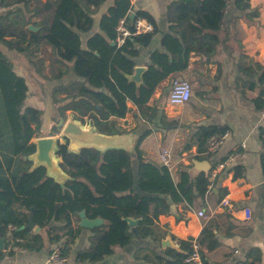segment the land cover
Wrapping results in <instances>:
<instances>
[{
	"label": "trees",
	"instance_id": "trees-1",
	"mask_svg": "<svg viewBox=\"0 0 264 264\" xmlns=\"http://www.w3.org/2000/svg\"><path fill=\"white\" fill-rule=\"evenodd\" d=\"M106 1L0 0V149L6 150V164L0 153V260L14 255L12 250L8 251L10 246L40 252L47 240L54 244L62 239L60 252L68 258L82 232V227L74 225L75 218L80 222L79 213L85 211L90 219L102 218L107 223L94 228L90 247L81 249L76 261H103L114 254L117 246L126 247L135 239L153 237L156 220L171 213L172 203L193 208L198 201L204 203L210 189L217 185L218 178L213 185L210 181L213 167L193 177L181 170L177 179L169 166L156 165L145 158L142 143L152 130L137 138L134 157L120 148L104 152L82 148L77 152L70 150L67 138L63 137L65 143L59 139L56 157L61 159L59 167L68 177L63 182L49 177L43 166L33 168L30 157L37 151L33 140L42 137L44 113L30 104L29 82L17 72L5 49L23 54L33 62L40 46L50 47V58L40 60L39 74H43V65L50 60V76H44L46 79L61 80L71 71L77 78L54 87L49 95L54 105L49 136L59 134L70 117L107 136L126 134L128 131L118 125V120L126 118L134 108L147 122L158 119L160 127L172 130L180 126L179 121L169 119L158 104H149L158 86L173 74L186 71L193 54L210 60L220 46L232 49L226 28L231 1L244 12L242 19L247 24L256 23L260 15L258 9L252 8L251 0L171 2L167 19L173 34L161 37L165 51L156 49L151 53V63L142 74V82L137 84L129 78L137 67L134 59L139 57L141 47L152 45L159 34L158 25L144 11L132 17L131 0H114L100 19V32L92 34L84 45L81 34L92 31L93 15ZM138 19L151 23L153 32L135 35ZM122 20L131 35L119 44L122 35L118 27ZM31 25L37 31L31 30ZM245 59V54H241L237 67L242 75L260 74L257 83L246 85L250 90L260 88L253 101L261 111L264 66L249 64ZM226 129L198 127L196 159L210 160L207 141ZM261 141L264 147L263 136ZM235 171V178L242 175L240 166ZM227 193L226 188H219L220 203ZM30 219L39 226V233L29 226ZM131 221L138 222L132 225ZM52 222L63 226L52 227ZM56 230L65 232L60 235ZM192 242L193 239L182 240L181 251L166 249V255L172 258L166 264H186L185 259L193 251ZM199 244L208 251L220 246L210 226L203 228ZM201 257L207 264L202 248Z\"/></svg>",
	"mask_w": 264,
	"mask_h": 264
},
{
	"label": "crops",
	"instance_id": "crops-1",
	"mask_svg": "<svg viewBox=\"0 0 264 264\" xmlns=\"http://www.w3.org/2000/svg\"><path fill=\"white\" fill-rule=\"evenodd\" d=\"M173 1L175 0H131V13L136 14L139 11L150 13L159 29V34L152 45L149 48H140L139 57L134 59L137 67L147 69V65L151 63V53L156 49L165 51L161 46V37L167 33L173 34L167 19L168 5ZM113 3L114 0H107L93 15L92 31L81 34L84 45L92 34L100 32V19ZM251 6L258 9L260 15L256 23L250 25L242 19L244 12L238 10L231 1L226 17V28L230 34L232 49L220 46L210 60L193 54L188 69L177 72L163 81L149 102L150 105L160 104L159 101L164 95H167L168 99L173 80L193 72L200 78L202 86L198 94L200 98L195 101L196 118L193 117L197 123L193 127L182 122L180 115L181 109L193 100L194 92L186 105L162 109L169 119L179 121L180 126L177 129L158 128L156 126H160L158 119L151 123L147 122L139 116L136 108L126 118L118 120V125L122 129L134 134V142L146 131L152 130L142 143L144 156L156 165H163L162 155L166 151L169 152L171 155L169 167L174 174L183 170L193 177L204 171L202 170L204 162H208L210 168H215L210 181L213 185L218 178L217 185L212 188V185L210 186L204 203L198 201L193 208L172 203L171 213L160 215L156 220L153 237L135 239L126 247L117 246L113 255L96 263L76 261L77 253L90 247L91 239L95 235L94 228H82L69 257L63 264H166V261H172V258L166 255V249L162 247L163 239L171 236V239L181 247L182 240L199 241L205 226L212 228L214 238L220 243L214 251H208L200 246L207 264H264V147L261 141V137H264V117L261 115L262 110H257L253 101L259 96L260 88L250 90L246 85L250 82L257 83L260 74L255 70L257 75L259 74L254 75L257 77L242 75L237 67L241 54H245V61L249 64L258 63L264 66V0H251ZM235 18L239 19L234 21ZM67 77L65 82L61 79L58 85L77 79L72 71ZM200 126H225L229 132L219 151L210 153V160L196 159L198 141L195 134ZM234 152L242 153L243 158L238 163L223 166L227 157ZM237 166L242 168V175L235 178ZM175 176L178 179V174ZM221 187L228 190L224 200L229 202V206H223L219 202ZM245 207L251 208L253 212L249 221L243 217ZM201 211L204 212L202 217L199 215ZM76 220L78 218H75L74 225L79 226ZM51 226L56 228L63 224L52 222ZM56 232L63 235L65 231ZM63 244V239L54 244L47 240L45 248L40 252L24 249L14 251L10 246L8 251L12 250L14 255H6L0 260V264H55L49 261L50 254ZM260 256L261 261H258ZM158 257L164 260L160 261Z\"/></svg>",
	"mask_w": 264,
	"mask_h": 264
},
{
	"label": "water",
	"instance_id": "water-1",
	"mask_svg": "<svg viewBox=\"0 0 264 264\" xmlns=\"http://www.w3.org/2000/svg\"><path fill=\"white\" fill-rule=\"evenodd\" d=\"M135 14L132 15L134 17ZM31 30L37 31L38 28L30 26ZM146 68L136 67L133 75L129 76L131 81L140 84L142 82V74ZM62 136L70 141V150L80 151L82 148H95L100 151H106L108 149L120 148L125 149L132 157L135 156V142L133 141L134 134L128 133L119 136H107L99 132L94 131L92 128H84L81 123L75 121L70 117L62 128ZM59 139L55 136L40 137L34 140L37 146V151L30 157V160L34 162L33 168L45 167L47 169V175L54 178L57 182H63L68 177L58 166L56 161V151ZM201 163V162H200ZM204 171H209L210 166L208 162H204ZM79 226L82 228L93 229L100 227L107 222L102 218L90 219L86 216V212L79 213ZM132 225H136L138 221H131ZM29 226L34 232L39 233L40 228L31 219ZM162 247L164 249L170 248L176 251H181L180 247L171 239V236H167L162 240Z\"/></svg>",
	"mask_w": 264,
	"mask_h": 264
},
{
	"label": "rangeland",
	"instance_id": "rangeland-1",
	"mask_svg": "<svg viewBox=\"0 0 264 264\" xmlns=\"http://www.w3.org/2000/svg\"><path fill=\"white\" fill-rule=\"evenodd\" d=\"M4 51L13 61L17 72L20 75L24 76L27 79V81L29 82L30 93H31V97L29 99V102H30V104L37 106L39 109H41L43 111V113H44V124H43V128H42V130H43L42 137H48L51 134L50 129L53 126L52 116H53V109H54V105L50 101L49 95L52 92V89L54 87L58 86V84H60L61 81L60 80H52L51 81V80H48L44 77L47 75L50 76V72H49L50 60H47L45 65H43L45 68L42 70V72H43L42 75L39 74L38 67L41 68V66H42L40 63L41 58H45V57L47 59L50 58L48 56L51 53V48L40 46L39 51L36 53V57L33 59V62H31L29 60V58H27L23 54H19L17 52H11V51H8L7 49H5ZM67 78L68 77L64 78L63 82H65L67 80ZM176 79L188 81L193 86V90H194L193 91L194 92L193 93V100L187 106H185L184 108L181 109V115H180L182 122H184L187 125H191L193 127L194 124L197 123V121L195 120L196 117L194 116V113L196 110L195 109V101H198L197 99L200 98V96L198 94L201 92V87H202L201 82L199 81L200 78L196 74L191 72V73H188L184 76L178 77ZM166 96L167 95H164V97H162V99L159 101L160 104H158V106L161 108V110L164 109V107L167 103V101H166L167 97ZM167 109H169V107H167L166 110ZM156 126L158 128H160L159 125H156ZM83 127L88 128V129L90 128L89 125H85ZM62 128H61V132L59 134L55 135V137L60 139V141L62 143H65V139L62 136ZM128 133L129 132H127L125 135H127ZM34 140H33V142H34ZM5 152H6V150H4V152H3V150L0 149V153L2 155L1 159H2V161H4V163H5V160H4L3 154ZM56 161H57L58 166H59L61 159L56 157ZM60 169L62 171V168H60ZM177 174H175V175H177ZM77 223H78V221H77Z\"/></svg>",
	"mask_w": 264,
	"mask_h": 264
},
{
	"label": "built area",
	"instance_id": "built-area-1",
	"mask_svg": "<svg viewBox=\"0 0 264 264\" xmlns=\"http://www.w3.org/2000/svg\"><path fill=\"white\" fill-rule=\"evenodd\" d=\"M125 21L122 20L120 23V26L118 27L119 32L121 33L122 37L118 39L119 44H122L124 42V39L131 35V32L127 30L124 27ZM154 26L147 22L145 19H138L135 23V35H140L144 33L153 32ZM193 93V87L188 81H183L180 79L173 80L172 88L170 90V93L168 95L167 103L164 107L166 110L167 107L175 108V107H181L186 105ZM261 115L264 117V108L261 111ZM229 136V132L226 131L225 133L221 135H213L208 140V153H216L219 151L220 147L223 145L227 137ZM243 154L240 152H234L231 155H229L224 162V165H232L235 163H238L242 158ZM170 158L171 155L169 152H164L162 155V160L165 165H170ZM221 205L223 206H229V202L225 199L222 201ZM243 217L244 220H251L253 216L252 209L249 207H245L243 209ZM199 215L202 217L204 216V212H200ZM193 251L187 256L185 259L186 264H205V262L202 260L201 257V247L198 240H193ZM14 251H23L18 247H13ZM67 260L66 257H63L60 252V248H56L53 250V252L50 254L49 261L55 264H63Z\"/></svg>",
	"mask_w": 264,
	"mask_h": 264
}]
</instances>
